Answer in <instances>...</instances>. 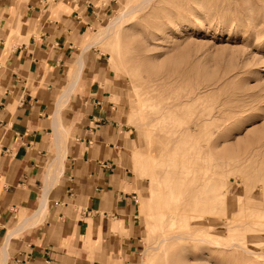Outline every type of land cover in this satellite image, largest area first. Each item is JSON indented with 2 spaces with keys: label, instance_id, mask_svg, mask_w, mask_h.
<instances>
[{
  "label": "rangeland",
  "instance_id": "374dc122",
  "mask_svg": "<svg viewBox=\"0 0 264 264\" xmlns=\"http://www.w3.org/2000/svg\"><path fill=\"white\" fill-rule=\"evenodd\" d=\"M106 1L87 43L130 130L138 264H264V0Z\"/></svg>",
  "mask_w": 264,
  "mask_h": 264
},
{
  "label": "crops",
  "instance_id": "0c3cea01",
  "mask_svg": "<svg viewBox=\"0 0 264 264\" xmlns=\"http://www.w3.org/2000/svg\"><path fill=\"white\" fill-rule=\"evenodd\" d=\"M109 2L0 0V264L139 262L130 130L86 48Z\"/></svg>",
  "mask_w": 264,
  "mask_h": 264
},
{
  "label": "bare ground",
  "instance_id": "6f19581e",
  "mask_svg": "<svg viewBox=\"0 0 264 264\" xmlns=\"http://www.w3.org/2000/svg\"><path fill=\"white\" fill-rule=\"evenodd\" d=\"M147 1H149V0H143V2H147ZM126 11V10H125ZM128 12V11H127ZM125 14H126V12H123V13H121L120 15H118L117 17H114L113 19H112V21H110L109 23H108V28H107V31H106V34L105 35H107V34H109L110 32H111V29L115 26V23L116 22H118V21H120L124 16H125ZM93 43H87L86 44V48L87 47H89V46H91ZM85 49V48H84ZM86 50V49H85ZM112 51H113V49H112ZM112 54H113V52H111ZM113 58H115V57H113ZM80 59V58H79ZM83 60V59H82ZM80 62H81V60H79ZM78 61V62H79ZM113 61V60H112ZM84 62V61H83ZM81 63H80V65H79V68L77 69V71H78V74L80 73V69H82L81 68ZM114 67V66H113ZM112 67V68H113ZM111 68V69H112ZM78 80V79H77ZM76 81V80H75ZM73 85H74V83H73ZM71 86V85H70ZM71 90V89H70ZM69 92V91H68ZM68 92H66V93H68ZM62 96H63V94H62ZM58 133V132H57ZM59 134H60V132H59ZM62 136V135H61ZM59 136L57 135V138H58ZM60 138V137H59ZM58 138V139H59ZM161 189V188H160ZM162 194V193H161ZM159 196V195H158ZM44 197H46V196H44ZM160 198H158V200H159ZM160 202V201H159ZM194 203H196L195 201H194ZM159 204V203H158ZM153 205V204H152ZM161 206V205H160ZM168 208V207H167ZM161 209V208H160ZM181 210V209H180ZM201 210V206H199L198 205V203H197V205H195V204H193V205H190V207H189V209H187V210H185L184 212H183V215H182V220H183V223H187L186 221L187 220H190L191 218H195V217H197V216H199V211ZM180 216H181V214H180ZM28 219V218H27ZM194 220H196L195 222H194ZM194 220H190V222H189V224L191 225V224H193V226H192V228L193 227H195V231H197V229H198V224L200 223V221H198L197 220V218H195ZM194 222V223H193ZM194 231V232H195ZM193 232V231H192ZM181 235V234H180ZM162 240H163V238H161ZM160 239V241H162Z\"/></svg>",
  "mask_w": 264,
  "mask_h": 264
}]
</instances>
